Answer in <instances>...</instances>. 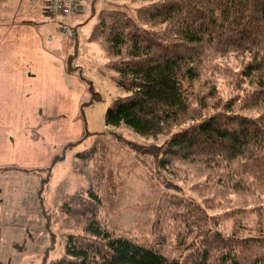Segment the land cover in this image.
Wrapping results in <instances>:
<instances>
[{
	"label": "trees",
	"instance_id": "trees-1",
	"mask_svg": "<svg viewBox=\"0 0 264 264\" xmlns=\"http://www.w3.org/2000/svg\"><path fill=\"white\" fill-rule=\"evenodd\" d=\"M98 14L89 39L111 56L107 64L115 74L110 78L127 91L106 108L105 125L125 124L146 139L169 137L156 146L83 125L81 138L61 148L46 170L74 149L72 170L86 177L87 186L61 195L58 210L72 230L65 234L64 254L48 264H264V204L252 210L253 231L245 236L214 226L207 198L172 192L156 200L151 226L157 240L152 243H139L101 219L116 193L106 167V135L152 154L168 173L180 161L203 162V188L264 189V0H150L134 14L119 6ZM55 21L59 28L60 19ZM72 46L65 38V70L85 84L88 96L92 88L69 63ZM230 53L245 56L239 71L217 64ZM206 70L229 72L236 94L224 97L214 83L197 90ZM206 79L214 81L210 75ZM86 93L80 117L93 101ZM88 135L96 138L77 149Z\"/></svg>",
	"mask_w": 264,
	"mask_h": 264
},
{
	"label": "rangeland",
	"instance_id": "rangeland-1",
	"mask_svg": "<svg viewBox=\"0 0 264 264\" xmlns=\"http://www.w3.org/2000/svg\"><path fill=\"white\" fill-rule=\"evenodd\" d=\"M78 1L83 14H79L80 18L76 23H72L73 18L70 20L69 26L72 27L74 36H61L72 40L73 46L68 51L69 63L77 68L92 88V93L88 96L85 93L86 99L92 98L93 101L82 108L79 119L89 131L113 130L127 140L162 145L168 135L146 139L125 124L105 125L106 108L115 97L125 95L127 91L110 78L115 74L114 69L107 64L111 56L97 40L89 39L91 28L102 10L119 6L134 14L135 7L150 0ZM40 7V0H0V21L27 19L38 23L42 19L50 26L51 20L41 15ZM244 61V55L234 53L216 60L222 69L232 72L239 71ZM209 75L213 77V82L211 79L207 81ZM201 82L204 84L200 85ZM201 82L197 85V90H207L214 83L219 94L224 97L236 94L238 90L231 83L227 71L212 73L206 70L201 76ZM36 112L39 114V110ZM44 119L47 118L40 113L39 116L33 115L28 122L26 120L30 124V135H35ZM49 122L46 121V124L49 125ZM55 122L51 120L52 125ZM95 138L94 135H88L77 145V149L87 146ZM105 139L109 148L106 162L111 174L109 183L115 185L116 192L114 205L111 206L109 199L106 209L101 212V219L107 225L128 231L139 243L156 241L151 226L156 200L162 193L172 192L201 201L207 198V211L213 216L212 223L226 234L245 236L253 231L252 210L259 204H264V189L261 187L256 186L250 191H236L217 185L203 188L201 182L207 175L203 162L180 161L176 163L179 167L168 173L155 164L152 154H141L129 146H123L112 135H106ZM73 151L75 152L70 149L65 158L54 164L50 171L39 173L13 167L0 170V198L4 208L0 226V264H48L64 254L65 234L72 228L66 225L64 214L58 210L61 195L87 186L86 177L72 170ZM241 209L246 211H239Z\"/></svg>",
	"mask_w": 264,
	"mask_h": 264
},
{
	"label": "crops",
	"instance_id": "crops-1",
	"mask_svg": "<svg viewBox=\"0 0 264 264\" xmlns=\"http://www.w3.org/2000/svg\"><path fill=\"white\" fill-rule=\"evenodd\" d=\"M44 22L0 21V170H46L65 144L82 136L79 104L86 86L65 70V37L57 22ZM40 113L47 119L30 135L28 119ZM3 211L0 198V226Z\"/></svg>",
	"mask_w": 264,
	"mask_h": 264
},
{
	"label": "built area",
	"instance_id": "built-area-1",
	"mask_svg": "<svg viewBox=\"0 0 264 264\" xmlns=\"http://www.w3.org/2000/svg\"><path fill=\"white\" fill-rule=\"evenodd\" d=\"M43 17L49 20L60 19L59 32L67 37H73L74 31L70 24L71 18L80 13L78 0H40Z\"/></svg>",
	"mask_w": 264,
	"mask_h": 264
},
{
	"label": "bare ground",
	"instance_id": "bare-ground-1",
	"mask_svg": "<svg viewBox=\"0 0 264 264\" xmlns=\"http://www.w3.org/2000/svg\"><path fill=\"white\" fill-rule=\"evenodd\" d=\"M52 21V20H51Z\"/></svg>",
	"mask_w": 264,
	"mask_h": 264
}]
</instances>
